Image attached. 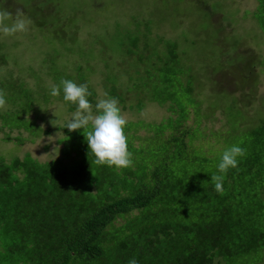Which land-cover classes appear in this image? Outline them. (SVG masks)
Instances as JSON below:
<instances>
[{
  "label": "rangeland",
  "instance_id": "374dc122",
  "mask_svg": "<svg viewBox=\"0 0 264 264\" xmlns=\"http://www.w3.org/2000/svg\"><path fill=\"white\" fill-rule=\"evenodd\" d=\"M256 7L257 0H0V10L30 21L24 32L0 34V90L7 100L0 114L31 128L5 125L0 117V159L30 154L75 163L63 155L59 126L77 106L62 91L50 95V85L64 79L86 83L95 102L105 93L125 97L118 99L122 114L140 125L170 114V102L158 96L161 80L172 77L177 95L193 100L186 122L199 127L198 148L221 156L242 146L264 117V31ZM168 43L176 45L178 76L163 71ZM137 133L146 129L138 126ZM256 199L264 217V196ZM219 260L264 264V247Z\"/></svg>",
  "mask_w": 264,
  "mask_h": 264
},
{
  "label": "trees",
  "instance_id": "16d2710c",
  "mask_svg": "<svg viewBox=\"0 0 264 264\" xmlns=\"http://www.w3.org/2000/svg\"><path fill=\"white\" fill-rule=\"evenodd\" d=\"M254 18L264 31V0H257ZM167 48L163 71L178 76L172 70L176 45ZM159 87L170 114L140 125L127 121L128 168L95 162L86 140L91 124L71 131L59 126L63 155L74 164L30 154L0 159V264H128L132 258L138 264H221L264 247L256 199L264 196V117L249 128L241 143L245 155L217 192L211 175L219 174L221 156L196 145L199 127L186 122L193 100L177 95L172 77ZM0 117L5 125L31 129L16 116Z\"/></svg>",
  "mask_w": 264,
  "mask_h": 264
},
{
  "label": "clouds",
  "instance_id": "9594fccd",
  "mask_svg": "<svg viewBox=\"0 0 264 264\" xmlns=\"http://www.w3.org/2000/svg\"><path fill=\"white\" fill-rule=\"evenodd\" d=\"M30 21L17 15L15 19L6 10H0V34L11 36L18 32L27 30ZM63 92V100L76 104V110L67 121L65 127L70 131L83 129L91 124V130L87 134L88 147L95 157L98 165L115 166L116 168H128L132 165V153L128 150V139L125 134L127 120L122 114L118 99L108 97L99 99L93 111V104L89 98L88 85L86 83L77 84L73 80L64 79L59 84L50 85V95L59 96ZM7 106V100L3 90H0V110ZM245 149L239 144L226 148L217 165L219 174L211 175L214 187L217 192H223V181L229 168L238 166V158L245 155ZM128 264H138L135 258L128 261Z\"/></svg>",
  "mask_w": 264,
  "mask_h": 264
}]
</instances>
